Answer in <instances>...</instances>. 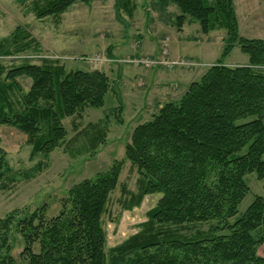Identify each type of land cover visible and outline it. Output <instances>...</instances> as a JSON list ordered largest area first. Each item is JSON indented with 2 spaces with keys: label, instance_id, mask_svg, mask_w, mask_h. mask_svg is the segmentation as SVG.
Instances as JSON below:
<instances>
[{
  "label": "trees",
  "instance_id": "16d2710c",
  "mask_svg": "<svg viewBox=\"0 0 264 264\" xmlns=\"http://www.w3.org/2000/svg\"><path fill=\"white\" fill-rule=\"evenodd\" d=\"M156 1L178 6L180 26L191 19L205 35L225 30L224 56L239 46L248 65H212L180 100L167 102L135 127L125 156L138 170L139 189L125 208L162 195L139 233L106 252L103 217L120 181L122 163H116L75 185L57 217L49 219L43 205L21 218L14 211L0 219V264H17L7 241L13 229L24 240L21 258L28 264H264V196L239 212L250 193L246 176L255 174L264 182V41L240 36L235 0ZM92 2L38 0L33 11L39 20L59 18L77 3ZM130 5L131 0H118L115 11L124 8L132 15ZM33 39L18 27L0 41V59L34 49L40 53ZM60 61L24 59L11 68L0 62V126L26 134L32 157L58 149L68 135L63 121L84 109L103 108L111 91L105 72L68 71ZM21 78L31 81L27 94ZM4 156L0 148L3 188L4 174L10 172ZM212 223L208 235L180 233Z\"/></svg>",
  "mask_w": 264,
  "mask_h": 264
},
{
  "label": "rangeland",
  "instance_id": "374dc122",
  "mask_svg": "<svg viewBox=\"0 0 264 264\" xmlns=\"http://www.w3.org/2000/svg\"><path fill=\"white\" fill-rule=\"evenodd\" d=\"M37 2L0 0V41L10 39L20 27L32 35L41 50L40 53H34V49L28 54H14L1 58L0 62L11 68L23 64L24 59L34 64L45 57L61 60L68 71L105 72L111 91L103 108L84 109L76 117L63 121L67 138L49 156L32 157V146L26 134L12 126H0V148L10 170L4 174L1 185L6 184V187H0V219L14 211L20 212L21 218L43 205L47 206L49 219L57 217L62 201L75 185L122 163L119 185L103 217L108 252L141 231L147 213L162 196H147L140 206L131 210L125 208L131 194L138 193L139 189L138 170L125 156L135 127L150 121L167 102L180 100L191 83L199 81L212 65L244 66L248 65L249 58L239 46L224 56L225 30L205 35L199 23L191 19L180 26L177 18L181 11L173 3L162 5L156 0H131L130 7L134 6V10L129 15L124 8L115 11L118 0H93L91 6L75 4L59 18L39 20L33 11ZM234 6L240 36L264 41V0H235ZM96 11L102 14L93 19ZM97 23L100 28L96 29ZM115 24L117 29H111ZM10 49L14 50L12 46ZM112 55L114 61L110 60ZM97 56H101V63H92ZM183 58L191 64L190 68L178 66L168 70L164 66L146 68L136 64ZM155 68H161L160 73L152 77ZM201 73L202 76L194 78ZM18 82L27 94L31 81L21 78ZM8 178L15 182L10 183ZM245 179L250 193L239 207L240 214L255 197L264 196V182L255 174ZM212 226L215 225L189 226L180 233L195 238L201 233L208 235ZM7 241L16 263L28 264L21 258L25 248L22 236L13 229Z\"/></svg>",
  "mask_w": 264,
  "mask_h": 264
},
{
  "label": "built area",
  "instance_id": "2783aa9c",
  "mask_svg": "<svg viewBox=\"0 0 264 264\" xmlns=\"http://www.w3.org/2000/svg\"><path fill=\"white\" fill-rule=\"evenodd\" d=\"M92 63H101L102 59L101 56H97V58L92 59L91 60ZM137 66L142 65L146 68H151V67H155V66H164L166 67V69L171 70V69H175L178 66H182L183 68L187 67L190 68L191 64H188L184 58L183 59H179V60H174V61H143V62H138L136 63Z\"/></svg>",
  "mask_w": 264,
  "mask_h": 264
},
{
  "label": "crops",
  "instance_id": "0c3cea01",
  "mask_svg": "<svg viewBox=\"0 0 264 264\" xmlns=\"http://www.w3.org/2000/svg\"><path fill=\"white\" fill-rule=\"evenodd\" d=\"M90 8V7H89ZM98 10V9H97ZM94 12V11H93ZM94 14V13H93ZM102 14V12L100 13V12H95V17L93 18V19H95L96 18V15H101ZM97 28H100V26H99V23H97V25H96V29ZM111 29H117V24H115V25H112L111 27H110ZM140 55V54H139ZM164 55V54H163ZM180 57V56H179ZM178 57V58H179ZM113 58V59H112ZM112 58L110 59V60H113L114 61V55H112ZM199 65H203L202 63H199ZM159 69H161V68H155L154 70H152V77H156V76H158L159 75ZM194 75H195V73H194ZM203 74L201 73V74H197V76H195L194 78H198V76H202ZM195 82V81H194ZM193 83V82H192ZM191 83V84H192Z\"/></svg>",
  "mask_w": 264,
  "mask_h": 264
}]
</instances>
